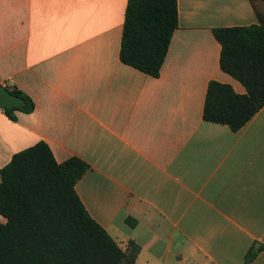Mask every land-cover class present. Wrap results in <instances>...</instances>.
<instances>
[{"label": "crops", "instance_id": "obj_1", "mask_svg": "<svg viewBox=\"0 0 264 264\" xmlns=\"http://www.w3.org/2000/svg\"><path fill=\"white\" fill-rule=\"evenodd\" d=\"M127 5L0 0V84L35 104L0 107V171L40 142L87 163L77 195L135 264H264V107L238 132L203 118L211 81L247 92L214 31L261 24L264 0H178L158 78L120 58Z\"/></svg>", "mask_w": 264, "mask_h": 264}, {"label": "trees", "instance_id": "obj_2", "mask_svg": "<svg viewBox=\"0 0 264 264\" xmlns=\"http://www.w3.org/2000/svg\"><path fill=\"white\" fill-rule=\"evenodd\" d=\"M178 0H128L120 58L158 78L174 32L179 27ZM221 44L220 66L246 88L238 94L217 81L208 85L203 118L240 131L264 107V17L261 24L216 29ZM24 104L3 108L13 122L17 112L31 114L34 101L13 90ZM89 165L79 158L58 163L40 142L21 151L1 169L0 264H135L140 248L124 251L88 213L76 185ZM131 226L135 221L128 220ZM259 250L251 248L245 263Z\"/></svg>", "mask_w": 264, "mask_h": 264}, {"label": "water", "instance_id": "obj_3", "mask_svg": "<svg viewBox=\"0 0 264 264\" xmlns=\"http://www.w3.org/2000/svg\"><path fill=\"white\" fill-rule=\"evenodd\" d=\"M24 104V100L0 84V107L12 110Z\"/></svg>", "mask_w": 264, "mask_h": 264}, {"label": "built area", "instance_id": "obj_4", "mask_svg": "<svg viewBox=\"0 0 264 264\" xmlns=\"http://www.w3.org/2000/svg\"><path fill=\"white\" fill-rule=\"evenodd\" d=\"M10 86H12V83L11 82H9V84H5L4 85V87H6V88H9Z\"/></svg>", "mask_w": 264, "mask_h": 264}]
</instances>
